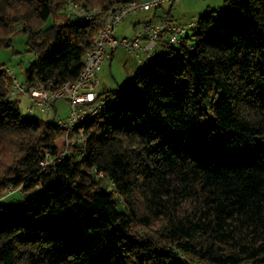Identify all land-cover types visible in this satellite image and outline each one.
Instances as JSON below:
<instances>
[{
    "label": "trees",
    "instance_id": "obj_1",
    "mask_svg": "<svg viewBox=\"0 0 264 264\" xmlns=\"http://www.w3.org/2000/svg\"><path fill=\"white\" fill-rule=\"evenodd\" d=\"M72 1L107 12L135 0ZM61 3L0 0V48L19 31L34 54L28 85L74 81L100 32L57 22ZM163 6L143 23L173 21ZM225 6L163 44L122 90L99 91L114 100L81 125L85 148L45 170L64 131L22 118L0 70V138L19 152L0 195L24 194L13 209L0 201V264H264V0Z\"/></svg>",
    "mask_w": 264,
    "mask_h": 264
},
{
    "label": "built area",
    "instance_id": "obj_2",
    "mask_svg": "<svg viewBox=\"0 0 264 264\" xmlns=\"http://www.w3.org/2000/svg\"><path fill=\"white\" fill-rule=\"evenodd\" d=\"M176 1L178 0H135L124 5L115 4L107 12H100L85 10L76 2L67 0L65 6L68 19L101 25L94 45L83 55V68L79 76L74 81H67L58 87L49 89L37 79L29 85L21 84L11 70H6L9 78V94L25 95L28 102L26 111L29 114L38 111L56 115V102L64 100L68 103L69 113L66 118L56 121L54 116L49 120V122L55 121L64 131L63 151L57 157H51L49 153H46L45 158L39 163L42 170L56 160L68 156L73 146H80L84 149L86 140L81 125L97 118L105 108L113 103L112 97L99 95L98 73L105 60L110 59L115 50L124 48L135 58L139 67L148 66L158 57L159 49L163 44L173 46L179 44L183 37L195 27V21L184 26L163 19L141 23L130 37H116V27L126 16L148 12L165 4L172 5Z\"/></svg>",
    "mask_w": 264,
    "mask_h": 264
},
{
    "label": "rangeland",
    "instance_id": "obj_3",
    "mask_svg": "<svg viewBox=\"0 0 264 264\" xmlns=\"http://www.w3.org/2000/svg\"><path fill=\"white\" fill-rule=\"evenodd\" d=\"M58 1V0H56ZM225 0H178L172 5L165 4L163 11L159 13V17H165V13L170 11L171 19L177 23L187 26L190 22L196 21V19L208 13H213L215 17H221L226 13ZM153 11L138 12L132 15H128L124 20L116 27V37L121 38L130 37L132 35L131 25L134 22H145L151 20ZM55 20L57 22H63L64 19H68L66 14V6L61 3L55 11ZM52 24V18H49L44 25V28L50 27ZM27 38L24 34L17 31V33L11 38V44L9 47L0 48V70H11L17 81L21 84H26L25 71L28 66L34 61V54L28 51L26 45ZM161 49H159L160 51ZM139 68V64H136L135 58L127 52L124 48H118L112 53V58L106 59L100 72L98 73L99 87L98 91H120L124 84H128L136 70ZM12 100L18 101L21 116L24 119H37L43 122H47L54 118L57 120L64 119L68 116L69 108L68 103L64 100H58L55 104L56 115L54 113H40L35 111L28 113L26 111L27 97L25 95L14 96L10 95ZM19 152L16 153L8 141L0 138V176L4 174L5 169L13 164L18 157ZM7 175V173H5ZM21 187L11 189L6 188L2 195H0V201L6 204L10 209L16 208L22 203L24 194L19 192ZM13 190V191H12ZM12 191V193H10ZM30 194L32 192H29ZM117 208L119 211L124 210V204L122 201L115 197Z\"/></svg>",
    "mask_w": 264,
    "mask_h": 264
},
{
    "label": "crops",
    "instance_id": "obj_4",
    "mask_svg": "<svg viewBox=\"0 0 264 264\" xmlns=\"http://www.w3.org/2000/svg\"><path fill=\"white\" fill-rule=\"evenodd\" d=\"M141 23H143V22H141ZM140 25V22H134V23H132V25H131V32H132V34H133V32H134V29L136 28V27H138ZM116 33V32H115ZM122 37H124V36H122ZM111 58H112V56H111ZM136 64L138 65V63L136 62Z\"/></svg>",
    "mask_w": 264,
    "mask_h": 264
}]
</instances>
